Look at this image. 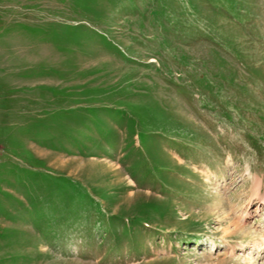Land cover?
Here are the masks:
<instances>
[{
  "label": "rangeland",
  "instance_id": "1",
  "mask_svg": "<svg viewBox=\"0 0 264 264\" xmlns=\"http://www.w3.org/2000/svg\"><path fill=\"white\" fill-rule=\"evenodd\" d=\"M262 198L264 0H0V264H264Z\"/></svg>",
  "mask_w": 264,
  "mask_h": 264
},
{
  "label": "bare ground",
  "instance_id": "2",
  "mask_svg": "<svg viewBox=\"0 0 264 264\" xmlns=\"http://www.w3.org/2000/svg\"><path fill=\"white\" fill-rule=\"evenodd\" d=\"M259 181H260V179H259ZM258 180L255 182V184L257 183V182H259ZM258 185V184H257ZM256 185V186H257ZM255 187V186H254ZM257 193V192H256ZM262 201H264V199L262 198L261 199ZM240 215H242V214H240ZM244 218V217H243ZM243 218H242V221H243ZM241 221V220H240ZM231 228H229V229H227V230H225L226 231V233L227 232H235L236 230H238V229H240L242 226H241V224L240 223H238L237 221H233V222H231ZM204 240H206L207 241V239L205 238ZM262 243L259 245V244H256V242L253 244V243H251L250 244V246H248V244L247 243H244L243 241L242 242H240V244H239V250H241V249H243L244 250V248H246L245 246H248V247H250V248H252L253 247V250L255 251V252H264V237H263V239H262V241H261ZM222 245V244H221ZM217 246H220V243L217 245ZM230 251V250H229Z\"/></svg>",
  "mask_w": 264,
  "mask_h": 264
}]
</instances>
